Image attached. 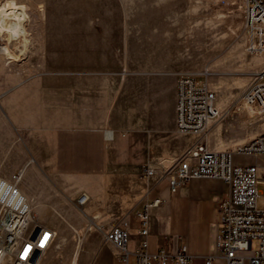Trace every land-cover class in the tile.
Instances as JSON below:
<instances>
[{
	"label": "crops",
	"instance_id": "crops-1",
	"mask_svg": "<svg viewBox=\"0 0 264 264\" xmlns=\"http://www.w3.org/2000/svg\"><path fill=\"white\" fill-rule=\"evenodd\" d=\"M106 31L73 28L64 62L0 60V176L10 179L24 168L20 188L36 219L58 233L54 212L64 215L87 252L82 264H123L120 249L105 239L113 226L129 231L132 252L146 239L151 252L164 247L176 253L185 245L192 264H208L209 257L210 264H225L218 236L229 185L194 177L172 190L163 173L175 174L194 144L221 151L236 140L216 142L223 124L217 120L203 137L177 130V81L188 72L186 54L163 58L142 48L125 59ZM259 126L242 141L263 133L264 121ZM146 168L154 173L145 175ZM82 194L88 199L79 206ZM156 198L162 202L150 208L143 236L132 214ZM44 214L49 219L39 218Z\"/></svg>",
	"mask_w": 264,
	"mask_h": 264
},
{
	"label": "built area",
	"instance_id": "built-area-1",
	"mask_svg": "<svg viewBox=\"0 0 264 264\" xmlns=\"http://www.w3.org/2000/svg\"><path fill=\"white\" fill-rule=\"evenodd\" d=\"M241 9L242 28L238 33L232 29L233 41H242L248 56H264V0H241ZM29 19L26 15L24 24ZM3 33L0 40L10 41L12 45H20L25 36L22 33L15 36L8 31ZM211 74L209 67L198 73H180L175 107L176 127L180 133L203 137L210 122L222 116V103L208 82ZM200 76L205 79L200 80ZM234 107L247 124L264 119V69L257 72L256 79L242 92ZM112 134L111 130L106 131L108 138ZM237 155H264V132L250 141L221 151L208 149L204 142L194 144L178 160L175 174L167 171L163 177L168 178L172 190L194 177L216 178L227 183L230 194L221 205L220 257L225 264H264V208L259 207L262 196L260 169L258 164L236 163ZM23 173L24 168H20L10 179L0 176V264H45L50 252L60 247L57 231L36 219L32 204L22 192L20 182ZM153 173L151 168H146L145 175ZM87 199L88 196L82 194L77 200L78 205L82 206ZM161 202V198H156L143 209L133 212L143 236L149 233L150 208ZM105 239L120 249L123 264H132L131 256L135 258L134 264L193 263V255L185 245L176 253H170L164 247L151 252L148 241L142 239L138 248L130 251L127 247L130 233L121 226H113L106 231ZM255 241H258L256 249L253 248ZM80 250L81 243H77L69 264H79ZM213 259L209 257L207 263L210 264Z\"/></svg>",
	"mask_w": 264,
	"mask_h": 264
},
{
	"label": "rangeland",
	"instance_id": "rangeland-1",
	"mask_svg": "<svg viewBox=\"0 0 264 264\" xmlns=\"http://www.w3.org/2000/svg\"><path fill=\"white\" fill-rule=\"evenodd\" d=\"M23 5L30 17L27 27L31 46L27 58L16 61L46 58L64 62L68 34L73 28L94 27L99 31L107 28L105 37L119 44L117 50L125 59L131 58V51L149 48L163 58H172L178 52L183 59L186 54L190 73L209 67L212 74L208 82L224 102L222 116L217 120L223 124L216 142L236 140L230 147L234 148L244 143L241 137L257 131L264 121L247 124L243 116L239 118L240 113L230 116L237 111L232 110L236 100L256 79L257 72L264 69V56H248L244 43L233 41L232 29L238 33L242 28L241 0H0V13L14 12ZM154 30L157 33L149 34ZM179 37L181 44L177 42ZM13 59L9 53L0 56L6 63ZM235 161L242 165L258 164L264 174V155H237ZM259 188L262 192L259 207L264 208V182H260ZM54 216L60 218L57 237L60 247L50 252L45 264H69L79 243L74 237L75 228L60 212H54ZM39 218L49 219L47 214ZM257 247L255 241L253 248ZM86 255L85 250H80L79 264Z\"/></svg>",
	"mask_w": 264,
	"mask_h": 264
},
{
	"label": "bare ground",
	"instance_id": "bare-ground-1",
	"mask_svg": "<svg viewBox=\"0 0 264 264\" xmlns=\"http://www.w3.org/2000/svg\"><path fill=\"white\" fill-rule=\"evenodd\" d=\"M26 15L29 16V13L25 5L14 12L3 10L0 13V34H4L3 32L8 31L15 36H18L20 33L25 35L22 38L20 45L14 47L10 41L0 40V56L4 53H9L14 56L13 60L27 58L30 53L31 34L27 27L28 23L24 24V17ZM12 19L16 21H12ZM80 243L81 241H79V244Z\"/></svg>",
	"mask_w": 264,
	"mask_h": 264
},
{
	"label": "snow or ice",
	"instance_id": "snow-or-ice-1",
	"mask_svg": "<svg viewBox=\"0 0 264 264\" xmlns=\"http://www.w3.org/2000/svg\"><path fill=\"white\" fill-rule=\"evenodd\" d=\"M46 238H47V237H46ZM46 238H45V239H46ZM26 254H27V250H26V252H25V255H26Z\"/></svg>",
	"mask_w": 264,
	"mask_h": 264
}]
</instances>
